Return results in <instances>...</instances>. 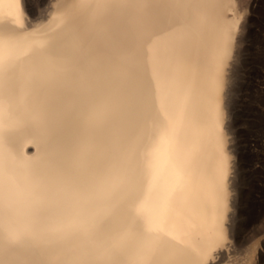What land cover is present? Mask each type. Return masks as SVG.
<instances>
[{
	"label": "bare ground",
	"instance_id": "obj_1",
	"mask_svg": "<svg viewBox=\"0 0 264 264\" xmlns=\"http://www.w3.org/2000/svg\"><path fill=\"white\" fill-rule=\"evenodd\" d=\"M263 17L0 0V264H263L241 128L260 120Z\"/></svg>",
	"mask_w": 264,
	"mask_h": 264
},
{
	"label": "rangeland",
	"instance_id": "obj_2",
	"mask_svg": "<svg viewBox=\"0 0 264 264\" xmlns=\"http://www.w3.org/2000/svg\"><path fill=\"white\" fill-rule=\"evenodd\" d=\"M44 0H33V5L38 3H42ZM36 2V3H35ZM264 19V17H263ZM260 27L261 33H264V24L256 25ZM257 67L261 70V75L257 77L256 84L258 86L264 87V66H262L261 62H258ZM259 100V104H255V107L258 110V119L254 126L248 123V125H242V131L245 134L244 136L247 140H250L252 145L251 153H252V171L251 175L254 180V190L253 197L248 202V207L246 209V218L244 224L246 225V233H245V243L249 244L251 239L255 236L256 238L262 239L264 237V95L263 93L257 96ZM250 117V116H249ZM259 122V123H257ZM260 125V126H259ZM259 126V127H257ZM259 128V129H258ZM259 228V229H258ZM261 229V230H260ZM258 234L255 235V232ZM261 231V232H260ZM263 231V232H262ZM252 235V237H251ZM264 250V245H262ZM264 264V256L262 259Z\"/></svg>",
	"mask_w": 264,
	"mask_h": 264
}]
</instances>
